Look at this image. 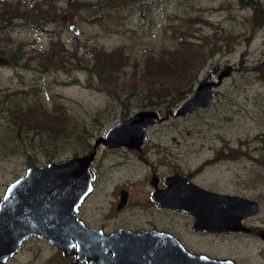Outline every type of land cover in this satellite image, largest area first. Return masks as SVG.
<instances>
[{"label": "rangeland", "instance_id": "rangeland-1", "mask_svg": "<svg viewBox=\"0 0 264 264\" xmlns=\"http://www.w3.org/2000/svg\"><path fill=\"white\" fill-rule=\"evenodd\" d=\"M251 1L255 0H171L151 8L147 13L148 20L141 21L136 13L126 14L127 18H119L109 29L97 23L74 21L72 24L79 29L74 33L69 23L63 27V23L58 22L49 23L42 30H13L6 37H0V57L14 55L18 46L21 50L17 62H0V199L6 185L23 174L27 166L48 162L44 152L49 149H43L34 141L28 150L30 155L36 152V159H33L27 156L26 145L10 134L6 108L11 101L38 102L48 109L62 103L74 119L86 124L88 132L105 131L120 117L146 108L141 107L138 97L134 96L129 107L124 109L112 94L92 85L88 71L83 68H74L70 72L39 68L36 57L40 50L48 49L51 41L59 38L67 51L76 50L82 63L91 59L94 45L111 49L124 44L132 55L158 54L177 45L178 39L169 29L177 25L187 29L188 39L202 44L204 41L200 39L204 40L208 35L210 40L221 44L198 71L193 88L212 65L218 64L222 68L232 64L233 69L216 86V95L209 106L185 118L174 119L172 126L161 123L157 127L162 132H197L196 141L191 145L189 167L210 159L214 147H225V143L236 149L242 144L245 154L207 161L197 180L219 192L258 200L259 212L243 222L264 229V166L259 162V157L264 155V24L254 26ZM258 2L264 9V0ZM213 78L216 79V73ZM168 108L175 110L176 105L162 104L161 113ZM14 131L13 128L12 133ZM27 134L30 136L31 132ZM68 143L62 141L50 161L73 154L72 145L76 150V140H72L71 150L60 151L61 145ZM125 169L122 176H125ZM112 187L110 181L107 188ZM92 203L90 200L89 204ZM90 207L99 212L94 204ZM136 221L141 226L171 229L192 251L232 258L240 264H264V239L259 237L257 230L205 233L192 229L194 220L189 214H167L165 211L157 212L153 217L140 211ZM72 257L64 255L46 238L34 235L26 238L18 251L2 264H70Z\"/></svg>", "mask_w": 264, "mask_h": 264}, {"label": "water", "instance_id": "water-1", "mask_svg": "<svg viewBox=\"0 0 264 264\" xmlns=\"http://www.w3.org/2000/svg\"><path fill=\"white\" fill-rule=\"evenodd\" d=\"M70 28L75 33L79 31L75 24ZM7 61L0 57V62ZM232 69V64L207 68L192 92L177 106L176 114L185 115L209 106L216 95V86ZM162 118L151 108L135 111L116 120L95 140L92 150L29 165L23 174L10 181L0 199V264L11 258L32 234L46 238L64 255H74L70 264H240L232 258L192 251L167 231L117 230L106 234L84 226L75 217L78 204L92 188L94 173L90 162L97 146L137 148L146 138L147 126ZM168 205L192 214V229L206 232H248L250 227L243 220L259 212L256 199L195 184L186 200ZM77 226L83 230L75 232ZM258 234L264 239V229Z\"/></svg>", "mask_w": 264, "mask_h": 264}, {"label": "trees", "instance_id": "trees-1", "mask_svg": "<svg viewBox=\"0 0 264 264\" xmlns=\"http://www.w3.org/2000/svg\"><path fill=\"white\" fill-rule=\"evenodd\" d=\"M167 1L171 0H2L0 37H6L13 30H42L47 28V24L58 22L63 23V27L68 23L70 27L74 21L97 23L102 28L109 29L119 18H127L126 14L136 13L141 21L148 20V11ZM251 3L254 7L252 22L255 27H259L264 24V9L258 0ZM169 29L177 37L178 43L161 53L149 52L136 56L126 51L124 44L111 49L94 45L91 59L85 63L79 61L76 50L69 52L59 38L54 39L48 49L39 51L36 57L38 67L65 72L83 68L88 71L92 85L100 86L103 91L112 94L124 109L129 107L130 99L134 96L138 97L141 107L164 103L174 106L192 92L198 71L220 49L221 44L210 40L208 35L204 40L200 39L204 41L202 44L188 39L187 29L183 30L177 25ZM20 52L18 46L14 50L15 57L10 54L7 59L17 62ZM128 67L130 68L127 69ZM164 85L167 87H163ZM6 112L10 134L26 145L27 156H32L33 159H36V152L30 155L28 150L34 141L43 149H49L44 155L50 161L62 141L69 143L62 144L60 151L71 150L72 140L78 138L76 134L89 131L86 124L74 119L62 103H56L53 108L48 109L38 102L24 104L21 100L11 101ZM13 128L15 131L12 133ZM28 132H31L30 136ZM78 141L83 142L84 147L87 139L79 138ZM241 146L242 144L236 149L222 147L213 160L236 158L239 154H245ZM72 151L75 153L73 145ZM259 162L264 166V155L259 157Z\"/></svg>", "mask_w": 264, "mask_h": 264}, {"label": "flooded vegetation", "instance_id": "flooded-vegetation-1", "mask_svg": "<svg viewBox=\"0 0 264 264\" xmlns=\"http://www.w3.org/2000/svg\"><path fill=\"white\" fill-rule=\"evenodd\" d=\"M181 101L175 104L176 108ZM146 108L156 110L159 117L163 118L147 126L146 138L139 147L130 148L125 145L107 147L103 144L97 146L96 154L90 162V167L94 173L92 188L78 204L75 212V217L84 226L97 228L106 234L117 230H125L129 233L149 229L167 231L173 234L171 229L168 228L139 225L136 221V214L142 211L153 217L157 212L164 213L165 211L167 214H189L194 220L192 214L177 210L169 206L168 203H174L176 200H186L187 195L192 190V184L206 187L200 184L197 177L207 166V161H219H214L213 157L221 147L212 149L210 159H205L198 165L189 167V155L192 154L193 148L191 145L196 141L197 132L190 130L185 132H162L159 131L160 128L157 126L161 123H168L169 126H172L174 119L185 118L191 113L177 115L176 108L175 110L168 108L161 113V105ZM105 131L77 133L76 137L78 138L75 139L77 149L73 154H83L92 150L95 140L104 135ZM79 138L87 139L84 147L83 142L78 141ZM181 145L182 147H180ZM223 145L225 146L224 149H229L227 144L224 143ZM123 169H125V176L121 174ZM110 181L113 182L111 189L107 188ZM90 200L99 212H94V209L90 207L92 205L89 204ZM249 227L250 231L248 232H254L255 230L259 232L262 229L256 225ZM80 230H83V227L77 226L75 232L78 233ZM196 231L218 233L203 230ZM34 235L39 234H32L29 237ZM72 256V260L69 262L75 260V256Z\"/></svg>", "mask_w": 264, "mask_h": 264}]
</instances>
